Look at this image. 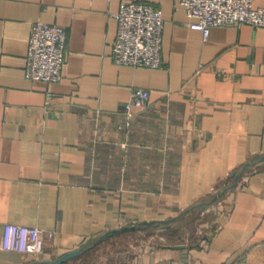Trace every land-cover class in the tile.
<instances>
[{
  "label": "crops",
  "instance_id": "crops-1",
  "mask_svg": "<svg viewBox=\"0 0 264 264\" xmlns=\"http://www.w3.org/2000/svg\"><path fill=\"white\" fill-rule=\"evenodd\" d=\"M124 1L161 9L159 66L113 60ZM189 20L178 0H0V264H264V27ZM36 21L65 28L56 81L25 74ZM133 87L149 103L127 116ZM6 222L54 235L6 249Z\"/></svg>",
  "mask_w": 264,
  "mask_h": 264
},
{
  "label": "built area",
  "instance_id": "built-area-1",
  "mask_svg": "<svg viewBox=\"0 0 264 264\" xmlns=\"http://www.w3.org/2000/svg\"><path fill=\"white\" fill-rule=\"evenodd\" d=\"M190 17L188 25L207 35L213 25L248 23L264 27V6H254L252 0H178ZM117 31L111 55L116 63L156 67L161 64V9L144 1H124L116 13ZM65 28L58 24L33 22L30 28L25 62L29 78L56 81L63 61ZM149 103V91L133 87L125 103L127 116L132 108L144 109ZM54 231L34 225L6 222L2 246L20 252L42 251Z\"/></svg>",
  "mask_w": 264,
  "mask_h": 264
},
{
  "label": "water",
  "instance_id": "water-1",
  "mask_svg": "<svg viewBox=\"0 0 264 264\" xmlns=\"http://www.w3.org/2000/svg\"><path fill=\"white\" fill-rule=\"evenodd\" d=\"M215 198L216 197H214L213 199H215ZM213 199H211L210 201H206L204 203H210ZM165 222L166 221H151V222L144 221V222L139 223L137 225V228H145V227L150 226V225L160 226L161 224H164ZM127 228L128 227H121V228H118V229H114L111 232H116V231L124 230V229H127ZM80 251H81V248H77V249L70 250V251L66 252L65 254H63L60 257L55 258V259L41 260V261H32V262H29L27 264H60V263L64 262L65 260H67V259H69L71 257H74Z\"/></svg>",
  "mask_w": 264,
  "mask_h": 264
},
{
  "label": "rangeland",
  "instance_id": "rangeland-1",
  "mask_svg": "<svg viewBox=\"0 0 264 264\" xmlns=\"http://www.w3.org/2000/svg\"><path fill=\"white\" fill-rule=\"evenodd\" d=\"M219 187L217 188V190L215 191V193L216 192H219ZM225 192V191H224ZM108 250H110V247H109V245H106V246H102V248H101V253H99V255H101L102 254V252L103 253H105V252H107ZM83 255V254H82ZM81 258V257H80ZM83 259V258H82Z\"/></svg>",
  "mask_w": 264,
  "mask_h": 264
}]
</instances>
